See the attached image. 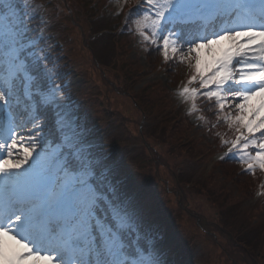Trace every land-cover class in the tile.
I'll return each instance as SVG.
<instances>
[{
  "label": "snow or ice",
  "instance_id": "1",
  "mask_svg": "<svg viewBox=\"0 0 264 264\" xmlns=\"http://www.w3.org/2000/svg\"><path fill=\"white\" fill-rule=\"evenodd\" d=\"M130 2L147 6L132 21L142 42L158 45L165 62L191 69L178 93L190 113L201 111L203 98L216 117L210 130L224 124L234 132L222 140L224 156L248 173L264 170V0H123ZM16 9L0 0L6 19ZM26 31L21 20L0 35V264H169L162 234L145 244L131 237L132 217L91 183L93 162L82 150L69 158L44 149L43 117L60 107L61 89H46L44 58ZM56 115L63 143L75 147V133Z\"/></svg>",
  "mask_w": 264,
  "mask_h": 264
},
{
  "label": "rangeland",
  "instance_id": "2",
  "mask_svg": "<svg viewBox=\"0 0 264 264\" xmlns=\"http://www.w3.org/2000/svg\"><path fill=\"white\" fill-rule=\"evenodd\" d=\"M86 1L79 0L74 7L69 0H28L26 7L32 13L31 3L50 26V34L39 35L46 40L36 44L37 56L51 54L60 45L61 58L47 69L53 74L58 63H69V97L63 98L60 88V107L54 106V111L69 123L68 135L75 133V147L82 142L83 156L96 168L111 169L109 182L120 180L116 192L124 203L119 207L128 204L124 209L139 236L146 237L155 223L168 225L162 244L169 264L168 249L180 245L191 255L181 264H264V205L260 192L254 193L255 182L239 175L235 165L217 161V140L222 144L230 138H219L221 131L207 134L205 123L194 125L184 113L190 106L176 89L191 69L178 64L169 67V73L163 54L160 66L157 57L148 61L134 24L132 40L111 27L95 33L89 20L105 13L91 19L94 11ZM112 1L107 4L109 12L121 6ZM21 20L18 14H8L7 19L0 15V35L10 22L16 25ZM103 26H109L107 19ZM50 81L51 87L57 86L51 76ZM174 90L181 104L175 101ZM74 95L78 102L71 99ZM78 104L82 115L77 124ZM59 133L62 144L44 149H59L68 157L65 149L71 145L63 143L60 128Z\"/></svg>",
  "mask_w": 264,
  "mask_h": 264
},
{
  "label": "trees",
  "instance_id": "3",
  "mask_svg": "<svg viewBox=\"0 0 264 264\" xmlns=\"http://www.w3.org/2000/svg\"><path fill=\"white\" fill-rule=\"evenodd\" d=\"M34 1H38V0H34ZM49 3L51 2V0H47ZM54 1H58V0H53ZM121 2V5H123V10L121 11L120 8L121 6L117 9V11H110L107 9L108 8V2H111V4L114 2L112 0L108 1V0H87V5L89 7V10H93V14L90 16L89 11H87L86 15L87 17H91V19L94 17H97L99 14L101 13H105L104 15L101 14V16L97 19V20H89V25L91 24L93 27L96 26L95 28V33H99V32H108L110 31V27L111 30L114 29H118L117 33L118 35H125L126 38L129 36L130 32H131V25L133 24L132 21L134 19H136V17L138 15H140L143 12V7H139L137 6L135 3H128V4H123V0H118ZM70 5L74 6V7H78V5H76V3H79V0L76 1V3H74L72 0H69ZM63 3V0H62ZM32 7V5H31ZM63 7V6H62ZM63 10L65 11V9L63 8ZM112 12V15H111ZM119 12V15H117L116 13ZM39 12L36 11L33 14H38ZM35 16V15H34ZM126 18H127V23H126ZM90 19V18H89ZM105 19H107V23L109 24V26H103L100 27L103 22L105 21ZM123 20V21H122ZM31 24H33V26L37 25L36 21L37 18H32ZM88 21V20H87ZM103 21V22H102ZM115 21L113 24L112 22ZM111 22V24H110ZM111 25V26H110ZM147 48V47H146ZM159 56V50H157L154 46H149L146 50V57L149 60L154 59V57L158 58ZM54 60V57L50 55V57H46L45 59H43L44 62L51 64ZM179 63H176L174 60H169L168 62H163V65L167 67V69L169 70V73L172 72L170 71L171 69L169 67L175 68ZM67 64L65 66H61L60 68L57 67L55 74L56 76L60 77V80L65 76V71L67 68ZM39 68L41 73L43 74V79L45 82V87L46 89L48 88V84H47V79H48V72L47 70H43L44 67H42L41 65V61L39 63ZM58 73V75H57ZM23 105H21L22 107ZM210 108H212V105L208 106V109H206L204 112L207 116L208 121H215L216 117L214 112L211 110H209ZM21 109V108H20ZM23 111V109L21 110ZM43 121H44V132L45 134H48L49 130L51 128L54 127V122H55V116L53 115V113L51 112V109L47 110L44 117H43ZM223 126V124H219L217 125V127H221ZM228 161L224 162L225 164H229L227 163ZM239 175L241 173L237 172ZM159 228V226L156 227V229Z\"/></svg>",
  "mask_w": 264,
  "mask_h": 264
}]
</instances>
